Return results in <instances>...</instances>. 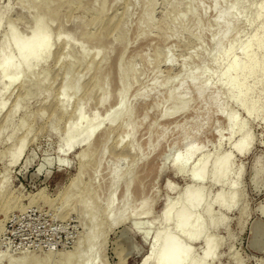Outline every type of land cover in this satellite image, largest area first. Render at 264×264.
<instances>
[{"label": "rangeland", "instance_id": "obj_1", "mask_svg": "<svg viewBox=\"0 0 264 264\" xmlns=\"http://www.w3.org/2000/svg\"><path fill=\"white\" fill-rule=\"evenodd\" d=\"M20 1L0 0V45L10 32L17 33L20 39L26 36L33 30L32 22L45 17L44 8L59 2L23 0L22 8ZM179 1L154 0L152 16L142 20L147 0H106L104 5L102 0H62L61 19H47L51 44L48 61L38 66L30 79L21 78L19 86L0 95V103H5L0 111V264H66L69 258L75 262L79 256L78 245L81 244L80 249H83L90 235L96 237L92 256L97 257L98 264H140L148 255L150 243L143 242L131 231L129 212L124 215L127 222L115 224L106 210L113 172L118 170L122 183L114 197L112 215L125 201L132 209L141 198H146L152 201V208L143 221L154 222L162 211L164 200L174 199L188 183L185 177L175 176L171 171L175 153H182L181 131H192L189 140L199 147L196 155L221 156L231 153V146L242 138L240 133L227 139L229 117H236L246 124L253 144L247 156L233 154L230 182L237 180L239 202L231 212L218 209L212 212L213 220L223 221V224L207 231L208 236L219 244L215 259L209 263L264 264V114L248 116L240 108L230 105L229 94L218 88L220 75L228 66L233 61H244L237 51L219 70L208 60L215 51L212 39L218 27L212 23L216 20L218 7L215 8L211 0H187L186 6L193 12L187 14L181 6L176 15L173 4ZM232 1L224 0L219 5V9L231 5L238 13V19L233 23L235 32L226 39L221 50L238 38L240 42L247 40L255 29L247 24L246 17L252 13V3L259 0L245 1L243 6L234 5ZM102 8L103 13H100ZM126 9L127 18L124 16ZM194 16L202 18L198 28L193 24ZM172 18L174 23H171ZM121 19L125 22L123 31L98 44L84 40L86 32L87 35L100 34L106 25L114 26ZM170 23L171 28L167 30ZM258 24L264 28V15ZM60 32V39L56 40ZM197 35L200 38L194 39ZM66 41H70V45L64 49ZM77 47L88 56L73 66L75 72L67 75V67L77 62ZM261 53H264V44L256 54L257 60ZM95 57L96 61L90 63ZM167 59L172 63L170 67L166 64ZM118 60L123 74V69L132 63L137 71L135 83L127 94V106L131 109L126 119L128 133L124 135L116 128L105 138L104 149L99 146L103 140L100 138L82 163L77 158L82 149H76L61 165L62 139L66 125L73 123L75 104H83L87 123L94 112L103 119L114 106L119 93ZM87 64L90 65L88 72ZM262 66L264 69V58ZM201 70L206 73L196 85L185 79L189 73ZM64 77L68 78L69 88L62 97ZM96 77L99 84L91 92L90 99L82 101ZM127 78H130L129 74ZM41 82L40 92H36L33 83ZM250 82L255 87L254 97L264 103L262 74L257 73ZM205 83L208 89L200 97L197 90ZM77 84L84 89L74 96L71 93ZM2 87L3 83L0 91ZM169 90L173 92L170 99L166 98ZM104 94L108 101L100 107L98 99ZM182 96L186 100L184 110L167 117ZM17 97L20 98L18 111L5 128V118ZM66 97L70 99V105L63 111L59 100ZM215 97L225 105L223 112H218ZM124 117L125 114L121 123ZM56 124L57 128H54ZM24 136L27 138L23 153L17 163H12L10 155ZM219 139H222L220 146ZM131 142L132 150L129 148ZM84 166L80 179L74 183ZM127 175L131 182L124 198L126 184L123 181ZM169 186L174 191L169 190ZM219 191L218 188L209 189L207 198L213 199ZM92 212H95V220L89 224L86 219ZM199 216L204 224L211 222V217L203 213ZM152 225L150 235L161 228L158 222ZM190 249L195 259L201 258V242L193 243Z\"/></svg>", "mask_w": 264, "mask_h": 264}, {"label": "bare ground", "instance_id": "obj_2", "mask_svg": "<svg viewBox=\"0 0 264 264\" xmlns=\"http://www.w3.org/2000/svg\"><path fill=\"white\" fill-rule=\"evenodd\" d=\"M22 1L23 0L20 2L22 3L21 6L23 8L24 5ZM58 1L59 2L57 3L59 6H56V3V5L53 4L55 5L53 7L46 6L44 8V18L35 22L29 20L33 23V30L26 36L20 39L17 33L10 32L2 39L0 45V84L3 83V87L0 91V95L4 94V92L13 86H19L21 78L30 79L35 69L38 66H43L48 61L51 55V44L47 19L49 18L52 21H58L61 19L62 5H60V2L62 0ZM186 1L187 0H180L179 2L173 4V11L176 15L179 14L178 12L181 6L185 7L187 14L193 12L191 8L186 6ZM223 1L224 0H211L212 5L215 8L218 7L216 20L212 23L213 26L218 27V32L213 35L212 45L215 51L208 56V60L219 70L224 65L226 60L236 51L244 57V61H233L225 72L220 75L218 88L229 94L228 102L230 105L240 108L250 117H257L258 115L264 114V103H260V101L254 97L255 87L254 84L250 82V79L257 73H261L264 84V69L262 66L264 53H261L259 60L256 59V54L262 50L264 44V28L258 24V21L264 15V0H256L257 3H252V5L254 4V6H252V13L250 16L246 15L247 24L255 28L252 35L243 42H240L238 38V40L236 39L230 45L226 46V48L221 50V47L225 43L226 39L234 34L235 29L233 23L236 19H238V13L233 10V6L228 5L223 9H219V5ZM233 1L232 3L234 5L243 6L245 5V1L247 2L248 0ZM105 2L106 0H102V5H104ZM146 4L147 7L146 11L142 15V20L149 18L153 14L154 0H147ZM102 10L103 8L100 10V13H103ZM124 16L125 18L128 17V9H126ZM201 19H198L196 16L193 17V24L196 28L200 25ZM174 22L175 19L172 18L171 23ZM171 23L167 25V30H170ZM1 24L2 15L0 14V26ZM124 28L125 22L121 19L114 26L109 27L106 25L102 33L97 35H87L86 32V35H83V38L91 44H98L99 41L105 40L106 37H109L112 34L123 31ZM76 34L78 37L81 36L80 33ZM60 36L61 32L58 34L56 40H59ZM195 38L199 39L200 36H194V39ZM255 43H257V45H255ZM69 45L70 41H66L64 49H67ZM76 51L78 54L77 62L71 63L69 68L67 67V75L75 72L73 66L81 63L88 56L87 52L81 50L79 47L76 48ZM95 61L96 57L93 62L90 63H94ZM169 61L170 60L167 59L166 64L170 67L172 63ZM88 65L89 64H87L86 67L87 72L90 71V65ZM120 67L121 64L118 60L116 63V69L119 75L117 79L119 93L116 97L114 106L106 113L103 119H100L97 112H94L91 115L90 122L87 123L85 121L86 116L83 104H75L72 118L73 123L71 125H66L65 134L62 139L63 146L60 150L61 165L64 163V159L76 149H82L79 153H77V158L80 163H82V161L85 160L91 152L94 142L100 138H103V140L99 146L104 149L107 144L105 138H107L110 131L116 130V128H119L124 135L128 133V121L126 119L127 116L130 115L131 109L127 106V94L131 86L135 83L137 71L133 63L123 69L125 70L124 74L122 73ZM43 73H46V71ZM205 73V70H201L199 73L191 72L185 79L189 83L196 85L199 78L204 76ZM127 74H129V79L127 78ZM44 76V78L47 77L46 74ZM98 84L99 78L96 77L92 88L90 90H86L84 93L82 101L87 102L90 99L91 92ZM33 86L35 91L37 90L36 92H40L39 89L42 86V82L33 83ZM68 88V78L64 77L61 84L62 97L67 94ZM82 89L84 88H82L80 84H77L73 88L71 94L75 96ZM207 89V83L201 85V87L197 90L198 95L200 97L203 96ZM23 95H25V93ZM138 95L139 93H136V96ZM172 96L173 92L170 90L167 91L166 98L170 99ZM217 98L218 97L214 98L217 110L218 112H223L225 110V105H222L220 99ZM107 101V96L104 94V96L98 99V106H104ZM19 103L20 98L17 97L10 109L9 115L5 118V128L12 121V116L16 113V111H18L20 105ZM59 103L62 110L66 111L70 105V99L67 97L61 98ZM185 105L186 100L184 96H182L179 98L178 106L166 116H175L177 113L184 110ZM4 107L5 103L1 102L0 111ZM124 114V122L121 123L120 121L122 120ZM227 123L229 126L227 139L231 140L232 137L240 133L242 134V138L239 142L231 146V153L229 152L221 156H217L216 154L212 156L210 153H201L196 155L199 152V147L189 140V137L192 135V131L187 129L181 131L180 138L183 141L182 153H175L173 163L171 165V171L175 176L185 177L188 180V183L184 186V189L181 192L176 194L174 199L167 198L164 200L162 211L154 222L143 221V219L150 215L152 208V201L146 198H141L139 204L133 206L132 209L128 206V202L125 201L124 205L117 210L114 215H112L113 209L115 208L114 197L119 185L122 183L118 170L116 169L113 172L111 177L110 198L106 203V210L110 212V220H112V223L115 224L124 222V215L129 212L127 217L128 220L132 222L130 224L131 231L141 238L143 242L150 243L148 255L140 264H210L209 261L215 259L219 244L208 236L207 231L208 229H217L221 226V224H223V221L213 220L212 212L214 209L231 212L237 207L239 202V198L236 195L237 180L230 182V177L232 176L231 164L233 154L245 157L250 153L253 144L252 136L247 131L246 124L242 123L236 117L227 118ZM57 124L54 128H57ZM19 126H21V124H19ZM163 135L164 132H162L161 136ZM196 136L197 135H195V137ZM26 138L27 136H24L19 140L16 150L10 155L13 158L11 161L12 163H17L18 159L22 155L26 144ZM221 144L222 139H219L218 145L220 146ZM129 148L131 150L133 149L132 142L130 143ZM218 155H220V152ZM84 168L85 166L79 170L74 179V183L80 179V176L84 172ZM236 175L239 176L240 174L237 173ZM130 182L131 177L130 175H127L123 181V183L126 184L123 196L124 198L129 192ZM212 188H218L220 191L213 199L210 200L207 197L209 189ZM224 188L228 189V191H223ZM168 189H172V191H174L172 186H169ZM200 213H203L204 216L211 217V222L204 224L203 220L200 218L201 216H199ZM94 220L95 212H92V215L86 219V222L90 224L94 222ZM155 222H158L161 228L153 231V234L150 235V226ZM169 226H172V228L170 227L171 229H169ZM196 242H201L203 245V252L201 258L199 259H195L193 257L190 249V245ZM95 245L96 237L94 235L88 236L85 241L84 248L80 249L81 244L77 247V249H79L78 259L74 262L73 259L69 258L66 261V264H98L97 257L92 256V250ZM1 259L2 258L0 257V261Z\"/></svg>", "mask_w": 264, "mask_h": 264}, {"label": "water", "instance_id": "obj_3", "mask_svg": "<svg viewBox=\"0 0 264 264\" xmlns=\"http://www.w3.org/2000/svg\"><path fill=\"white\" fill-rule=\"evenodd\" d=\"M59 168H61V167H59Z\"/></svg>", "mask_w": 264, "mask_h": 264}]
</instances>
